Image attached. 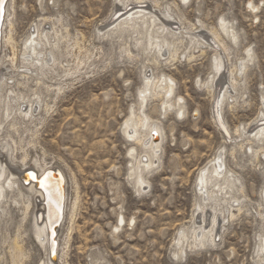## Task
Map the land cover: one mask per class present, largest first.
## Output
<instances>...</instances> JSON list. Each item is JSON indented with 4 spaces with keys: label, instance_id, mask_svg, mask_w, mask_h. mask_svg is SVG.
Here are the masks:
<instances>
[{
    "label": "rangeland",
    "instance_id": "obj_1",
    "mask_svg": "<svg viewBox=\"0 0 264 264\" xmlns=\"http://www.w3.org/2000/svg\"><path fill=\"white\" fill-rule=\"evenodd\" d=\"M151 2L146 0V7H152ZM158 2L160 9L171 6L173 18H181L185 28L188 25L192 31L199 30L200 25L219 29L224 20L236 34L235 44L221 34L229 49L227 70L230 64L239 70L245 63L247 68L242 75L237 73L240 82L231 91L234 99L227 100L229 106L224 104L221 115L231 130L240 125L251 128L259 114H264V0H190L186 5L179 0ZM12 3L14 46L3 50L1 58L5 64L0 65V71L5 67L11 70L8 59L13 57L9 87L32 101L33 94H39L40 103L32 105L37 108L35 120L15 116L19 125L9 135L16 146L7 140L10 155L13 154L10 166L23 168L19 162L25 155L27 166L38 161L61 169L66 177L67 213L58 228V264H258V236L264 228L258 214L264 163L243 155L233 146V140L225 142L212 120V98L202 87V83L209 82L212 49L205 45L191 49L195 60L186 62L184 41L179 60L155 70L146 62L152 59L151 54L133 50L138 58L127 59L120 49L121 41L106 39L99 32L113 15L115 0ZM36 27L40 31L51 30L50 44L60 40L57 50L45 48L46 54L52 52L59 64L40 76L42 84L36 82L35 74L29 72L27 79L20 75L25 71L24 41ZM67 34L69 37L61 40ZM199 50L205 54L200 55ZM246 51L252 54L250 62ZM77 64V73L66 76L65 70ZM143 64L148 75L162 71L174 79V96L184 98L187 114L185 120L176 118L174 113L162 118L154 103L145 106L144 112L153 120L160 119L164 140L159 165L150 177L146 176V188L136 193L129 177L133 143L122 133V125L136 104ZM60 83L61 92L55 90ZM196 112L198 116L194 115ZM239 141L235 139L236 143ZM221 148H225L227 168L239 176L249 202L234 221L219 228L215 246L202 249L186 245L180 252L177 240L192 226L196 210V171ZM232 149L235 160L230 156ZM18 186L24 194L28 193L20 182ZM13 194L7 192L6 213L0 215V264H13L11 252L17 246L25 254L21 264H40L47 259V253L33 234L36 209L23 220V208L13 203L12 198L17 195ZM76 197L77 206L72 212ZM118 216L125 222L116 229Z\"/></svg>",
    "mask_w": 264,
    "mask_h": 264
},
{
    "label": "bare ground",
    "instance_id": "obj_2",
    "mask_svg": "<svg viewBox=\"0 0 264 264\" xmlns=\"http://www.w3.org/2000/svg\"><path fill=\"white\" fill-rule=\"evenodd\" d=\"M179 1L182 5L190 3V0ZM12 2L13 0H6L3 5V12L0 13V65L5 64V60L1 58L3 50L7 47L13 48L14 46L12 36L14 25L10 21V16H12L10 12H13L11 11L13 10L11 8L13 6ZM115 2L116 7L113 15L99 29V32H103L102 37L104 36L106 39L114 40L116 38L118 41H121L120 49L127 59L138 58L139 55H135L133 50H141L149 55L151 54L152 59L146 62L148 65L154 67L155 70H158L179 60L178 52L180 47L183 46L184 41H187L186 46H183L185 48L184 51H188L186 56H184L186 62L195 60L194 53L190 52L191 49L195 50L197 47H202V45L212 49L209 50L212 52L209 65L210 73L208 74L209 82L202 83V87L212 98V120L223 134L225 142L233 140V146L237 147L239 151L242 150L243 155H248L250 159L264 163V114H259L251 128L247 129L240 125L235 130L228 128L227 123L225 124L224 118L221 115L227 100L234 99L232 92L235 91L240 82L237 73L240 72V75H242L247 68L245 63L241 64L239 70L230 64L227 70V64L230 63L229 49L221 34L231 39L234 44L238 38L228 24L223 20L221 23L219 22V29H206L203 25H200L199 30L192 31L188 25L185 28L181 18L177 20L173 18L171 6L166 7V9H160L158 0H153L151 2L153 6H149L150 8L146 7V0H115ZM173 6L178 8L176 4H173ZM50 31H40L36 27L32 35L24 41L22 68L25 71L20 72L22 78L27 79L30 74H35L36 82L42 84L40 76L53 70L59 64L58 59L55 58L52 52H49L48 55L45 52L46 46H50V50H57L59 47V39L54 40V43L50 44ZM124 36L127 38L124 39ZM66 37H69L68 34L61 37V40H65ZM68 48L69 46L65 49L68 50ZM199 52L200 55L205 54L203 50H199ZM246 58L248 62L252 60L250 51H246ZM8 61L10 62V66L8 67L11 70L5 67V70L0 71V215L2 216V214L6 213L5 210L9 199L7 195L8 191L9 193L15 192L17 194L15 197L13 196L12 201L22 206L23 220L26 219L32 209H36L33 217V234L39 246L47 253V259L40 264H58V228L63 223L67 213V180L64 174H62L64 197L62 214L60 216L59 194L53 182L54 176H47L44 179L45 186L42 187L40 183H30V177L24 174L28 170H32L36 174H42L45 170L54 169V167L46 166L45 164L41 165V163L38 164V161L34 166H27L25 155L22 156L21 162H19L23 168H18L16 165V168L10 166L13 154L10 155L12 150L7 140H10L13 145L15 144L9 135L10 131H17L19 125L15 120V116L18 115L23 119L35 120L37 108L33 109L32 105L33 103L39 104L40 97L39 94L34 93L33 97L35 100L32 101L21 93H16L15 90L9 87L12 81L14 58L10 57ZM79 67L77 64L74 68L65 70L66 76L74 75L75 72L77 73ZM32 68L33 70H31ZM146 69L147 66L143 64L140 73L141 86L137 92L136 104L130 109L129 116L122 125V133L133 143V147L130 148L129 152L132 164L129 177L132 178L133 188L136 193L146 188L145 185L148 183L146 176L153 173L152 171L159 165L161 160L159 153L164 140L162 137L163 129L159 122L160 119L153 120L151 116L144 112L145 106L149 102L154 103L156 113L162 118H167L174 113L176 118L185 120L187 114L184 98L180 95L174 96V79L162 71L156 74L153 71L154 73L152 72L151 75H148ZM9 70L11 72H8ZM60 85L61 83L55 86L56 91L62 89ZM51 87L47 86V89ZM227 105L229 106V103ZM46 108L47 106H45ZM232 108L234 107L231 106L230 109ZM194 115L198 116L197 112ZM4 129L6 130L3 135ZM236 138L240 139L238 143L235 142ZM244 143L246 146H244ZM224 149L218 150L213 158L196 171L197 174L194 180V189L197 195L196 210L192 226L182 233L180 231L181 234L179 238L177 237V247H179L180 252L186 245L189 248L202 249L207 246H215L219 235V228H224L225 224L234 221L244 211L246 203L249 202L239 176L226 166ZM233 150H231L230 156L234 158ZM6 157L9 159L8 162L10 161L9 164ZM18 182L26 189L28 195L23 193L22 187L20 189V186H18ZM260 197L261 204L257 202V204L259 203V208H261L260 213H258L260 217L259 215L258 217L264 223V188ZM76 206L77 197L74 199L72 212L75 211ZM45 212H47V221L44 219ZM37 214H39V219H37ZM60 217L61 222L58 228L55 229L56 231L52 230L53 226L60 220ZM116 222V229H118L125 221L122 216H118ZM49 228L52 236L55 232L53 253L50 257L47 233ZM258 237L257 257L264 264V228ZM189 240L191 241L189 242ZM12 250L11 260H13V264H21L25 257L23 250L19 246Z\"/></svg>",
    "mask_w": 264,
    "mask_h": 264
},
{
    "label": "water",
    "instance_id": "obj_3",
    "mask_svg": "<svg viewBox=\"0 0 264 264\" xmlns=\"http://www.w3.org/2000/svg\"><path fill=\"white\" fill-rule=\"evenodd\" d=\"M6 0H0V13L3 12V5L5 3ZM2 16V14H1ZM0 24H1V19H0ZM25 175L30 177V183L33 184H38L40 183L41 180H44L45 178H47V176H54L53 182L56 185L57 188V192H58V196H59V213L60 216L62 214V205H63V197H64V192H63V188H64V181H63V176L61 171L58 168L55 169H49V170H45L42 174H36L34 171L32 170H28L24 173ZM37 219H39V214H37ZM44 219L45 221H47V212H45L44 214ZM61 222V217L60 220H58V223L56 225L53 226L52 230L56 231L55 229L58 228L59 223ZM48 233V246H49V257L52 255L53 253V242H54V235L52 236L50 228L47 231Z\"/></svg>",
    "mask_w": 264,
    "mask_h": 264
},
{
    "label": "snow or ice",
    "instance_id": "obj_4",
    "mask_svg": "<svg viewBox=\"0 0 264 264\" xmlns=\"http://www.w3.org/2000/svg\"><path fill=\"white\" fill-rule=\"evenodd\" d=\"M250 6H251V5H250ZM40 184H41L42 187H44V186H45V182H44V180H41V181H40Z\"/></svg>",
    "mask_w": 264,
    "mask_h": 264
}]
</instances>
